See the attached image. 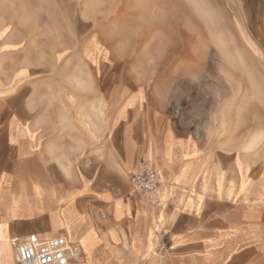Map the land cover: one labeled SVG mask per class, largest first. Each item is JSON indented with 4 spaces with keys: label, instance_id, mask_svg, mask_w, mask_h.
<instances>
[{
    "label": "rangeland",
    "instance_id": "rangeland-1",
    "mask_svg": "<svg viewBox=\"0 0 264 264\" xmlns=\"http://www.w3.org/2000/svg\"><path fill=\"white\" fill-rule=\"evenodd\" d=\"M135 1L0 0V126H14L16 118L19 144L44 164L46 175L39 178L69 189L80 185L82 174L92 183L100 177L115 192L125 177L121 170L130 178L135 167L124 164L125 150L114 147L122 139L116 132L122 118L114 107L130 66L146 49L153 51L152 60L163 62L158 51L166 49L167 68L161 70L166 80L168 66L198 51L199 88L193 96L198 114L187 120L197 119L199 135L232 154L243 153L254 140L244 153L250 168L246 184L254 190L264 185V32L258 0H148V6L134 7ZM207 125L213 132H201ZM10 135L0 133V146L11 147ZM50 151L52 158L42 161ZM31 174L18 181L24 192L34 182ZM6 182L0 179V189ZM87 203L96 227L110 219V205L92 198ZM125 222L121 226L128 232ZM14 227L47 229V213L28 212ZM162 234L170 241V230ZM247 259L246 264H264V253Z\"/></svg>",
    "mask_w": 264,
    "mask_h": 264
},
{
    "label": "crops",
    "instance_id": "crops-1",
    "mask_svg": "<svg viewBox=\"0 0 264 264\" xmlns=\"http://www.w3.org/2000/svg\"><path fill=\"white\" fill-rule=\"evenodd\" d=\"M258 2L264 32V0ZM148 4V0H136L133 5ZM158 52L163 53V62L152 60L155 55L149 49L137 56L116 100V116L122 118L116 132L122 139L114 141V147L125 150L123 163L135 167L130 178L121 170L125 177L115 192L100 177L92 183L82 174L80 185L69 189L39 178L46 175L44 164L29 158L32 151L19 144L16 118L14 126H0V133L8 130L12 140L11 147L0 146V157H4L0 179L7 181L0 189V264H16L12 236L31 234L44 239L66 236L81 244L86 261L81 258L73 264H246L247 258L263 255L264 185L254 190L246 184L250 168L244 153L254 147V140L243 146V153L232 154L230 148L200 136L197 119L195 123L187 120L198 114L193 96L199 88V52L192 50L186 59L170 64L166 80L162 78L165 71L161 72L167 68L166 49ZM104 115L103 109L97 110L98 117ZM201 132L209 134L213 128L207 125ZM49 156L41 160L48 163L52 151ZM142 162L160 174L163 185L162 203L151 212L131 185ZM28 171L34 180L29 193L18 182ZM91 198L110 205V219L100 221V227L92 222L87 205ZM38 211L47 213V229L30 232L14 227L24 214ZM123 221L129 233L121 226ZM106 225L110 227L102 230ZM164 229L172 232L170 241L161 235ZM161 242L167 244L169 256L157 255Z\"/></svg>",
    "mask_w": 264,
    "mask_h": 264
},
{
    "label": "built area",
    "instance_id": "built-area-1",
    "mask_svg": "<svg viewBox=\"0 0 264 264\" xmlns=\"http://www.w3.org/2000/svg\"><path fill=\"white\" fill-rule=\"evenodd\" d=\"M131 185L146 201L148 212L161 205V177L156 170L143 163L133 174ZM11 245L16 264H73L79 262L83 254L81 244L66 236L44 239L38 234H31L13 238ZM167 251L165 242H161L156 249L158 256L165 255Z\"/></svg>",
    "mask_w": 264,
    "mask_h": 264
},
{
    "label": "bare ground",
    "instance_id": "bare-ground-1",
    "mask_svg": "<svg viewBox=\"0 0 264 264\" xmlns=\"http://www.w3.org/2000/svg\"><path fill=\"white\" fill-rule=\"evenodd\" d=\"M138 193V192H137ZM141 195V194H140ZM145 201V200H144ZM82 257H80V259H81ZM80 259H79V261H80Z\"/></svg>",
    "mask_w": 264,
    "mask_h": 264
}]
</instances>
